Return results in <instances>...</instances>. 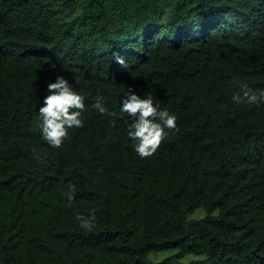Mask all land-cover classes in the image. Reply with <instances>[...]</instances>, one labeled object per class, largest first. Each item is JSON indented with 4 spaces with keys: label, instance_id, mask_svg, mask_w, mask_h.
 Masks as SVG:
<instances>
[{
    "label": "trees",
    "instance_id": "16d2710c",
    "mask_svg": "<svg viewBox=\"0 0 264 264\" xmlns=\"http://www.w3.org/2000/svg\"><path fill=\"white\" fill-rule=\"evenodd\" d=\"M58 76L85 109L56 149L38 111ZM241 85L264 90V0H0V264H264V103ZM128 88L177 117L148 158Z\"/></svg>",
    "mask_w": 264,
    "mask_h": 264
},
{
    "label": "clouds",
    "instance_id": "9594fccd",
    "mask_svg": "<svg viewBox=\"0 0 264 264\" xmlns=\"http://www.w3.org/2000/svg\"><path fill=\"white\" fill-rule=\"evenodd\" d=\"M116 63L125 65V60L117 53H113ZM48 95L44 98L43 106L39 108V128L43 140L51 147L59 149L68 137L69 129L83 127L82 113L85 109L84 97L73 90L72 85L62 76H58L55 82L48 83ZM241 94L234 95L232 100L236 104H260L264 103V90L254 92L246 85H241ZM100 114L116 117L115 112H110L104 106V98L97 96L92 105ZM121 112L131 118L127 135L133 141V147L138 156L143 158L155 154L162 142L170 132H178L177 117L168 110L161 109L158 103H154L151 95L141 97L132 88H128L122 99ZM115 124V119L112 121ZM35 154V150H34ZM37 159L43 163L42 157ZM77 191L76 185L70 184L65 193L69 203ZM81 228L91 231L96 223L95 215H76Z\"/></svg>",
    "mask_w": 264,
    "mask_h": 264
},
{
    "label": "rangeland",
    "instance_id": "374dc122",
    "mask_svg": "<svg viewBox=\"0 0 264 264\" xmlns=\"http://www.w3.org/2000/svg\"><path fill=\"white\" fill-rule=\"evenodd\" d=\"M203 214L201 210H197L192 216L193 217H200ZM174 250H165V251H158V252H152L150 257L152 259V264H158V262H161L165 257L172 256ZM202 258V256H193V255H186L182 262L183 264H191V261L194 259Z\"/></svg>",
    "mask_w": 264,
    "mask_h": 264
}]
</instances>
